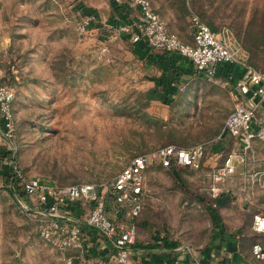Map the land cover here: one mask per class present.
I'll use <instances>...</instances> for the list:
<instances>
[{
  "label": "rangeland",
  "instance_id": "obj_1",
  "mask_svg": "<svg viewBox=\"0 0 264 264\" xmlns=\"http://www.w3.org/2000/svg\"><path fill=\"white\" fill-rule=\"evenodd\" d=\"M150 1L166 23L189 24L197 12L241 42H252L251 34L264 25V0ZM91 10L118 25L121 7L114 0H0V79L16 90L13 140L23 171L59 185L100 183L136 154L199 141L206 145L204 159L219 151L223 159L235 141L229 134L219 137L235 102L232 82L199 75L174 97L157 95L154 67L144 64L128 37H112L111 29L97 24L77 39L75 20ZM99 39L110 48L100 60L94 51ZM255 60L264 68L263 52ZM2 153L9 154L0 144V264H65L21 210V191L10 188ZM211 163L149 165L136 218L143 234L189 245L208 239L217 217L207 192Z\"/></svg>",
  "mask_w": 264,
  "mask_h": 264
},
{
  "label": "built area",
  "instance_id": "obj_2",
  "mask_svg": "<svg viewBox=\"0 0 264 264\" xmlns=\"http://www.w3.org/2000/svg\"><path fill=\"white\" fill-rule=\"evenodd\" d=\"M138 9L136 18H124L117 26L103 21L96 13L87 12L78 17L74 29L78 40H83L100 25L111 29L112 37L126 36L132 42L144 40L150 47L176 52L190 59L194 68L205 76L230 80L225 71L236 65L242 67L240 75L230 80L235 102L228 112L219 137L229 134L237 146L231 148L220 164L211 166L207 192L213 197L212 206L222 191V184L235 175L236 165L255 162L256 154L251 147L254 137L264 139V127L255 129L253 122L257 110L264 103V69L248 62L247 54L237 42L232 47L229 38L219 30L212 29L197 13L191 12L192 40L184 41L170 30L165 20L154 10L150 0H127ZM189 4L191 0H184ZM117 5L124 0H114ZM95 57L103 59L109 52L105 40L96 42ZM179 90H185L183 85ZM15 88L0 79V144L9 154L4 163L9 168V186L21 191L18 203L21 210L33 220L38 235L64 259L65 264H96L92 246L105 249L103 264H128L129 256L137 238L136 218L142 211L141 190L150 164L169 168L182 165L199 168L204 163L206 145L199 141L187 146L167 143L151 153L134 155L111 179L100 183L75 182L59 185L36 175L26 174L18 165L17 147L13 140L16 123L14 100ZM220 142V141H219ZM241 175L247 172L242 170ZM252 228L264 231V215L253 216ZM91 229L93 232L89 233ZM256 257H264L259 243L252 246Z\"/></svg>",
  "mask_w": 264,
  "mask_h": 264
},
{
  "label": "crops",
  "instance_id": "obj_3",
  "mask_svg": "<svg viewBox=\"0 0 264 264\" xmlns=\"http://www.w3.org/2000/svg\"><path fill=\"white\" fill-rule=\"evenodd\" d=\"M122 6L126 9L119 12L120 17L116 22H122L125 17L129 20L137 17L138 9L128 1ZM107 20L112 21L111 18ZM167 25L184 41L192 40L190 22L187 24L179 19L169 18ZM134 44V51L144 64L154 67L153 79L158 83L157 95L174 97L180 85L186 88V81L204 75L194 68L190 59L176 52L152 48L144 40ZM222 71L227 75L225 79L231 75L229 79L232 81L240 75L242 67L236 65L230 71ZM253 125L257 129L264 127V103L257 110ZM236 146L235 140L234 147ZM251 147L257 160L245 165L237 163L233 178L222 184V191L216 198V227L205 242L189 245L179 242L176 237L157 232L146 235L137 225V238L128 264H264V257H256L252 251L255 243H259L264 249V231H255L252 228L254 214L264 215V139L252 138ZM220 156L222 151L215 152L213 156L206 157L204 163L212 162L211 164L216 165L215 160H219ZM222 160H219V164ZM242 170L247 172L246 176L240 174ZM88 232L93 231L89 229ZM102 245L92 246L96 264H103L106 259L103 249L105 244Z\"/></svg>",
  "mask_w": 264,
  "mask_h": 264
},
{
  "label": "trees",
  "instance_id": "obj_4",
  "mask_svg": "<svg viewBox=\"0 0 264 264\" xmlns=\"http://www.w3.org/2000/svg\"><path fill=\"white\" fill-rule=\"evenodd\" d=\"M124 4V3H123ZM122 5V4H121ZM121 5H118L121 7V10H125L126 8L121 6ZM88 12H92L94 14H96V12L94 10H91V11H88ZM197 13V12H195ZM198 14V13H197ZM199 15V14H198ZM125 17V15L123 16ZM199 17L204 21L206 22L200 15ZM207 23V22H206ZM208 24V23H207ZM211 25V28L214 29V26L212 24ZM215 30V29H214ZM222 35L225 37V38H234V40L236 42L239 43V45L243 48V50L246 52L247 54V59H248V62L256 67H259L257 61L259 60L258 57H257V61H252V58H254V56L259 53V52H263L264 53V25L263 27L261 28V30L259 29L256 33H252L251 34V38L253 39V41L250 43H246L245 42H241L239 39H237L233 33L231 31L228 30V28L224 27L222 29H218ZM125 36V35H124ZM262 48V49H261ZM256 59V58H255ZM254 60V59H253ZM259 68H262V67H259ZM264 69V68H262ZM6 152V151H5ZM2 155L4 156L5 153H2ZM9 176V174H8ZM20 194V193H19ZM21 195V194H20Z\"/></svg>",
  "mask_w": 264,
  "mask_h": 264
},
{
  "label": "water",
  "instance_id": "obj_5",
  "mask_svg": "<svg viewBox=\"0 0 264 264\" xmlns=\"http://www.w3.org/2000/svg\"><path fill=\"white\" fill-rule=\"evenodd\" d=\"M254 126V125H253ZM255 129H257L256 127H255Z\"/></svg>",
  "mask_w": 264,
  "mask_h": 264
}]
</instances>
